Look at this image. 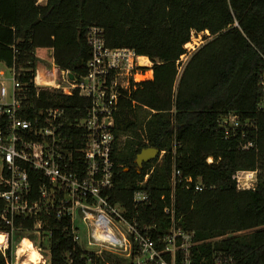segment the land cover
Listing matches in <instances>:
<instances>
[{
  "label": "trees",
  "instance_id": "1",
  "mask_svg": "<svg viewBox=\"0 0 264 264\" xmlns=\"http://www.w3.org/2000/svg\"><path fill=\"white\" fill-rule=\"evenodd\" d=\"M89 26L103 29L108 47L132 48L153 62L152 80L131 91L116 115V135L130 131L136 141L127 143L126 154L116 149L112 202L125 208L129 221L156 224L154 232L162 235L171 226L163 208L173 198L176 226L193 231L204 242L202 252L213 246L237 264H264V112L256 108L264 73V0H0V63L26 70L19 80L28 85L29 96L37 49H51L57 66L83 75ZM191 30H207L212 37L178 73L176 61ZM38 103L64 108L70 122L84 116L88 99L52 91L41 92ZM137 110L147 115L139 117ZM228 112L254 124L248 139L256 149L241 150L237 138L223 137L218 119ZM147 147L164 153L137 172L135 156ZM208 157L213 163L206 162ZM173 164L185 175L200 177L205 189L177 185L173 190ZM239 169L258 170L255 189H236L231 175ZM136 191L149 201L134 205ZM15 224L29 227L32 220ZM66 224L50 220L46 264H131L133 255L94 257L73 243L63 230Z\"/></svg>",
  "mask_w": 264,
  "mask_h": 264
},
{
  "label": "built area",
  "instance_id": "2",
  "mask_svg": "<svg viewBox=\"0 0 264 264\" xmlns=\"http://www.w3.org/2000/svg\"><path fill=\"white\" fill-rule=\"evenodd\" d=\"M211 37L207 30L190 31L189 41L176 61L178 73ZM84 39L89 57L80 76L57 66L51 49L45 50L50 57L49 68L35 53L38 61L30 80L31 96L28 85L19 80L26 70L4 65L12 76L10 91L5 72L0 70V256L4 264H23L27 252L18 250L24 239L39 254L36 264H46L52 235L49 223L54 219L65 220L63 230L68 231L73 243L86 246L85 250L96 258L103 259L104 253H109L125 259L133 255L131 264H237L231 254L213 246L202 252L204 242L196 240L193 231L176 226L173 198L163 208L171 226L162 235L154 232L156 224L129 221L125 208L112 202L110 190L119 139L116 115L131 91L152 80L153 62L132 48L108 47L101 27L89 26ZM258 88L256 108L264 112V73L259 76ZM52 91L87 98L84 116L68 122L64 108L38 103L41 92ZM218 128L225 139L237 138L241 150L256 149L255 142L248 139L256 128L239 114L221 116ZM206 162L211 164L213 159L208 157ZM258 173L257 169H239L231 178L237 190H253ZM170 182L173 190L177 185L194 192L206 187L200 177L183 174L175 164L171 166ZM132 201L137 205L149 199L145 192L136 191ZM16 220H32V225H16Z\"/></svg>",
  "mask_w": 264,
  "mask_h": 264
},
{
  "label": "rangeland",
  "instance_id": "3",
  "mask_svg": "<svg viewBox=\"0 0 264 264\" xmlns=\"http://www.w3.org/2000/svg\"><path fill=\"white\" fill-rule=\"evenodd\" d=\"M39 1V3H44V1L45 0H38ZM36 54H37V57L38 58H40V57H42V59H39V62L41 63V64H45V65H47V67L49 68L50 67V57L48 56V54H47V51H45V50H42V49H39V50H37V52H36ZM6 67L3 65V63H0V70H3L4 72H5V77H4V79H5V81H6V84H7V86H8V91H10V87H11V78H12V76H11V74L7 71V69H5ZM58 81L59 82H61L62 81V79H61V77H59L58 78ZM177 83V82H176ZM175 86H176V84H175ZM137 113H138V115H139V117H144L145 115H147L146 114V111L145 110H137ZM141 125V124H140ZM139 130H141V127H140V129ZM140 133H142L141 131H140ZM136 141V137H135V135L132 133V132H126V133H124V134H120L119 135V139H118V148L120 149L119 151V154L120 155H123V154H126L127 153V148H125L126 147V145H127V143H129L130 141ZM139 169L140 168H137V172H139ZM125 170H127V169H125ZM82 236H83V238H84V234H82ZM83 248L85 249L86 248V246H83ZM23 261H25L24 263L25 264H27V260H23Z\"/></svg>",
  "mask_w": 264,
  "mask_h": 264
},
{
  "label": "water",
  "instance_id": "4",
  "mask_svg": "<svg viewBox=\"0 0 264 264\" xmlns=\"http://www.w3.org/2000/svg\"><path fill=\"white\" fill-rule=\"evenodd\" d=\"M69 79H73L72 73L68 74ZM159 151L153 147L143 148L138 154H136L134 162L138 168L142 167L143 163H146L154 159L158 155Z\"/></svg>",
  "mask_w": 264,
  "mask_h": 264
},
{
  "label": "bare ground",
  "instance_id": "5",
  "mask_svg": "<svg viewBox=\"0 0 264 264\" xmlns=\"http://www.w3.org/2000/svg\"><path fill=\"white\" fill-rule=\"evenodd\" d=\"M0 239H1V237H0ZM21 250L27 252V259H26L27 261L34 263V264H36L38 262L39 254H38L37 250L29 243L28 240L24 239L22 241V244H21L18 251H21ZM24 262L25 261H23V264H25Z\"/></svg>",
  "mask_w": 264,
  "mask_h": 264
},
{
  "label": "crops",
  "instance_id": "6",
  "mask_svg": "<svg viewBox=\"0 0 264 264\" xmlns=\"http://www.w3.org/2000/svg\"><path fill=\"white\" fill-rule=\"evenodd\" d=\"M37 50H39V49H37ZM37 50H36V52H37ZM42 50H46V49L42 48ZM49 51H50V50H49Z\"/></svg>",
  "mask_w": 264,
  "mask_h": 264
}]
</instances>
